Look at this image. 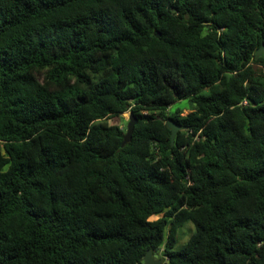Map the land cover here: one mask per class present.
Listing matches in <instances>:
<instances>
[{"label": "trees", "instance_id": "obj_1", "mask_svg": "<svg viewBox=\"0 0 264 264\" xmlns=\"http://www.w3.org/2000/svg\"><path fill=\"white\" fill-rule=\"evenodd\" d=\"M262 45L264 0H0V264H264Z\"/></svg>", "mask_w": 264, "mask_h": 264}, {"label": "water", "instance_id": "obj_2", "mask_svg": "<svg viewBox=\"0 0 264 264\" xmlns=\"http://www.w3.org/2000/svg\"><path fill=\"white\" fill-rule=\"evenodd\" d=\"M156 35L159 36L158 33ZM263 50H264V45H262L261 47L257 49L255 53V58H258L262 54ZM136 122H137V119L133 116L132 113H129V120L127 122L126 130L123 136L122 146L130 141ZM165 123H166L167 128L171 131L170 137H171V141H173V138L176 132L182 127L178 125L170 117L165 120ZM157 257H158V254L152 253V251L149 249L146 251V254L144 255L142 264H162L163 259L162 258L157 259Z\"/></svg>", "mask_w": 264, "mask_h": 264}, {"label": "rangeland", "instance_id": "obj_3", "mask_svg": "<svg viewBox=\"0 0 264 264\" xmlns=\"http://www.w3.org/2000/svg\"><path fill=\"white\" fill-rule=\"evenodd\" d=\"M178 108H181L182 110V115L190 112V108H191V105L189 103V101L187 100H181V101H178L174 104H172L170 107L167 108V112L168 113H172L175 109H178ZM121 119L120 121H118L119 125L121 127H123L125 130H126V126H127V122L129 120V112H125L123 113L121 116ZM161 214H156V215H153L152 217H150L151 219H156L157 217H159ZM191 226V225H190ZM190 226H186L184 228L181 229V236L179 238V242H183L186 238H187V235L189 234V228ZM159 258H162L163 261H164V256H162V247L161 249L159 250V254H158V257L157 259ZM163 264V263H162Z\"/></svg>", "mask_w": 264, "mask_h": 264}]
</instances>
